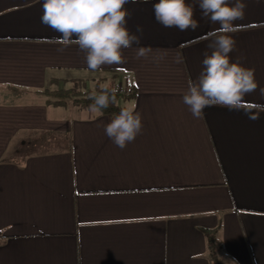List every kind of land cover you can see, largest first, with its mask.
Listing matches in <instances>:
<instances>
[{
    "label": "crops",
    "instance_id": "crops-1",
    "mask_svg": "<svg viewBox=\"0 0 264 264\" xmlns=\"http://www.w3.org/2000/svg\"><path fill=\"white\" fill-rule=\"evenodd\" d=\"M156 2L126 5L141 44L91 70L41 23L43 0H0V264H216L203 229H218L223 258L264 264V0H244L230 33V56L255 68L257 90L200 118L183 95L220 25L197 8L195 31L166 28ZM139 46L166 58L137 59ZM76 82L135 93L119 104L142 114L134 142L121 150L106 136L115 115L48 104L44 92Z\"/></svg>",
    "mask_w": 264,
    "mask_h": 264
},
{
    "label": "clouds",
    "instance_id": "clouds-1",
    "mask_svg": "<svg viewBox=\"0 0 264 264\" xmlns=\"http://www.w3.org/2000/svg\"><path fill=\"white\" fill-rule=\"evenodd\" d=\"M138 2L140 0H43L40 19L42 24L60 34L63 45L75 44L85 52L88 68L97 70L104 65L124 63V50L141 44L143 26L136 25L135 32L128 28L132 13L126 7ZM152 7L156 22L166 28L195 31L200 27V20L195 18L197 8L200 19L220 25L210 35L207 48L211 53L204 52L202 71L195 80L188 81L183 95V103L195 118H200L206 107L219 105L236 109L246 95L257 90L255 68L244 66L243 56L234 61L230 56L236 48V40L230 33L234 31V22L244 18L247 7L244 0H158ZM58 51L62 52L63 48ZM135 51L137 59L151 55L157 65L166 58L163 51L153 54L151 46H139ZM183 60V55H179L177 62ZM260 93L264 95V88H260ZM90 98L93 103L89 110L103 115V110L115 103L116 89L102 85L101 91L93 92ZM142 120L136 105L124 106L104 131L123 150L142 133Z\"/></svg>",
    "mask_w": 264,
    "mask_h": 264
},
{
    "label": "trees",
    "instance_id": "trees-1",
    "mask_svg": "<svg viewBox=\"0 0 264 264\" xmlns=\"http://www.w3.org/2000/svg\"><path fill=\"white\" fill-rule=\"evenodd\" d=\"M101 89L96 91L84 90L82 84L76 82L71 89L68 90H58L53 92H44L51 101L48 104L55 107H67V106H76V107H87L93 103V100L90 98L93 92H100ZM135 93L133 92H117L116 91V101L113 104H110L109 107L103 110V116H114L118 115L122 107H120L121 102H125L134 98ZM205 236L207 242L208 257L212 263L216 262L217 256V247H216V235L218 229L201 230Z\"/></svg>",
    "mask_w": 264,
    "mask_h": 264
},
{
    "label": "rangeland",
    "instance_id": "rangeland-1",
    "mask_svg": "<svg viewBox=\"0 0 264 264\" xmlns=\"http://www.w3.org/2000/svg\"><path fill=\"white\" fill-rule=\"evenodd\" d=\"M217 260L216 264H236L231 258L225 259L222 257L220 250L217 248Z\"/></svg>",
    "mask_w": 264,
    "mask_h": 264
}]
</instances>
